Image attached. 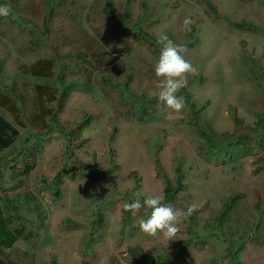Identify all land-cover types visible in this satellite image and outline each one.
I'll list each match as a JSON object with an SVG mask.
<instances>
[{
	"label": "rangeland",
	"instance_id": "374dc122",
	"mask_svg": "<svg viewBox=\"0 0 264 264\" xmlns=\"http://www.w3.org/2000/svg\"><path fill=\"white\" fill-rule=\"evenodd\" d=\"M104 1H68L66 11L57 6L51 23L55 29L48 36L50 47L34 48L29 27L0 18V83L26 98L25 113L19 111L23 125L0 106V113L19 130L14 146L0 155V207L11 226L22 230L8 254L17 264H50L52 258L55 264H135L127 252L128 246H135L149 258L167 257L173 264H236L228 255L229 243L211 235L216 228L210 224L226 200L240 195L227 212L224 231L229 237L243 235L236 240L242 264H264V241L255 239L264 235V142L232 147L228 153L198 152L201 139L188 124L192 110L184 107L174 112L157 98L153 69L160 51H152L131 32L122 39L115 37L100 14ZM110 1L121 15L125 0ZM208 1L220 18L209 15L203 0H129L130 20L135 22L143 15V28L155 38L164 34L180 42L188 32L183 29L184 19L193 21L197 40L182 55L194 68L191 74L203 79L187 81L186 91L194 109L203 106L199 124L218 132L231 131L232 108L247 125L262 110L264 77L260 87L255 85L241 54L264 60V0ZM19 9L41 29L44 0H19ZM222 16L254 23L260 29H236ZM81 30L83 37L95 36L97 45L85 50L84 59L90 60L87 55L92 53L102 55L96 67L74 57L75 52L83 51L78 40ZM55 48L71 57L62 56L59 65L54 63L50 78L20 71V66L37 59H54ZM58 75L68 93L57 125L75 129L69 158H65L62 134L54 132L42 139L32 120L37 111L32 102L35 85L60 89ZM101 76L110 84L126 82L136 96L154 98L143 99L144 116H138L140 111L132 102L122 103L119 91L102 83ZM85 116L90 121L78 130L77 124ZM111 158L117 164L111 175L114 186L97 183L87 175L84 165L96 164L105 170ZM156 158L170 178L181 163L186 186L168 205L185 211L194 208L203 241L188 239L187 216L180 219L175 240L167 242L162 235L149 236L139 229L138 222L147 216L148 208H141L135 216L125 214L124 205L136 198L163 196ZM26 164L33 166L27 173ZM57 173L59 196L50 184ZM182 246L185 250L178 258Z\"/></svg>",
	"mask_w": 264,
	"mask_h": 264
},
{
	"label": "trees",
	"instance_id": "16d2710c",
	"mask_svg": "<svg viewBox=\"0 0 264 264\" xmlns=\"http://www.w3.org/2000/svg\"><path fill=\"white\" fill-rule=\"evenodd\" d=\"M72 0H44L45 9L44 14L42 16L41 21V29L36 28V25L32 23V21L26 19L19 12V0H0V5H7L10 9V14L7 17H0L1 19H5L12 23H17L19 26H27L30 28L31 39L30 44L37 48L39 46H48L49 44V34L54 31V27H52L51 23L53 18L56 16V7L63 6V10L66 11L69 2ZM205 2L206 8L208 10L209 15L213 18H220L216 8L208 1L203 0ZM145 6V3H144ZM68 12V11H67ZM63 15L64 12L60 11ZM121 15L114 8L113 2L110 0H105L103 4V9L100 11V14L104 16L107 24L110 26V32L114 34L118 39L124 38L127 33L131 32L133 34L134 39H140L144 43H146L152 51L159 52L161 50V46L157 43V38H155L150 32L145 30L142 26V22L145 19L143 15H140L138 20L132 22L130 20L129 14V0H125L123 5ZM72 17V15H71ZM230 25L240 30H248V31H257L260 29L259 26L254 23L247 21H232L227 16H222ZM73 18V17H72ZM196 28L193 24L190 26V30L186 34V38L183 42L173 41L176 44H182L185 47L192 46L197 37L195 35ZM82 30L79 32L78 40L81 42V46L83 51H77L74 57L78 60H83L88 65L92 67H96L98 64V59H102V55L90 54V60L84 59L86 55L84 52L89 48V46L93 47L97 45L95 42V36L91 34V38L83 37ZM97 40H99L97 38ZM62 41V40H61ZM63 42V41H62ZM55 58H42L37 59L35 62L29 65L20 66V71L23 74L31 75V76H39L44 78H50L53 75L54 63L59 65V61L62 56L71 57V54H59L57 48L54 49ZM100 61V60H99ZM241 61L247 67V71L250 75V78L254 81L255 85L260 87L262 84V79L264 77V60L254 57L251 53H242ZM58 71V70H57ZM60 72V71H58ZM58 80L61 82L60 89L55 90L52 87L44 86V85H35L34 87V96L32 97V102L34 104V108H37L35 114H32V120L38 124L37 127L39 137H44L48 134H53L54 132H60L65 139V158H69L71 156V147L73 146V135L75 129L72 127L62 128L57 125L58 123V114L62 110V105L67 97L68 88L67 84H63L61 75H58ZM202 77L198 74H188V81H202ZM102 83L115 87L119 91V99L122 103L132 102L131 105L135 110L140 111L138 116H144L147 112V107L144 105V100L147 99L144 96H136L128 89V85L126 82H117L116 84H110L105 76H101ZM177 95H181L183 97V101L185 107L189 108L193 112V117L188 121V124L192 126V128L198 133L201 142L198 146V152H204L208 154H216V153H228L229 149L232 147L254 143L256 145H261L264 142V98L262 103V110L259 111L255 120L252 124L247 125L244 123L243 119L238 117L234 112V108L231 109L232 120H233V129L231 131H216L211 128L209 125L200 123L199 124V115L203 110V106L197 107L194 109L195 105L190 100V96L186 91V87L182 88ZM29 97V96H28ZM27 97V98H28ZM139 99V100H138ZM140 99H144L140 104L135 105L134 103H139ZM26 98L25 95L16 94L12 89L5 88L1 86L0 83V106L6 107V109L10 110L14 116L15 120L19 125H23V120L19 119V111L21 115L25 113V108L23 106ZM149 101L154 100V98L147 99ZM21 103V104H20ZM89 117L85 116L79 123L77 124V129L81 130L89 123ZM44 129V132H40V129ZM19 130L10 120H8L2 113H0V155L4 153L5 150L11 149L14 146L16 139L18 138ZM113 139V135H111L110 140ZM3 160V159H0ZM156 165L155 170L157 176L160 177L163 184V203L168 204L175 199V196L181 192L186 184L184 183V174L183 169L181 167V163L179 162L175 166V175L173 178H170L164 172V169L159 162L158 158L155 159ZM224 162V161H223ZM87 169V175L90 176L97 183L104 184L108 183L114 186V181L111 179V175L115 171L117 164H115L113 158L109 161V167L105 170H102L94 165H84ZM33 168L32 165H25L24 172L27 173ZM60 173H57L54 178L51 180V188L53 189L54 195L59 196V184H60ZM135 190L137 189L134 188ZM240 197L234 196L226 200L224 205H222V209L214 217V220L210 225L211 228H216L211 230V235L218 237L223 240V242H228V255L231 258L232 262L236 264H242L238 259L237 248H236V240H240L243 238L242 234H238L236 238L229 237L228 234L224 231L227 227V220L229 217L227 216V212L233 209L237 204V198ZM0 199H3L0 197ZM137 199V198H136ZM143 201V198H138ZM151 210L147 216L150 214ZM127 214V211H125ZM147 216L145 218H147ZM187 224H186V233L188 239H194L196 241H203L204 236L197 230L196 225V215L192 211L190 215L187 216ZM71 222L66 221V224L69 225ZM209 227V224H208ZM218 227V228H217ZM22 230L12 227L10 219L5 215L3 209L0 207V264H17L16 260L8 254L5 249L11 248L18 237L20 236ZM209 236V235H208ZM250 238V237H249ZM256 240L264 241V235L261 237H255ZM184 246H182L177 251V257L180 258L184 253ZM127 252L130 255L132 261L135 264H173V260L167 257L157 256L155 258H149L145 255L143 251L135 246H128ZM50 264H55L54 258L50 260Z\"/></svg>",
	"mask_w": 264,
	"mask_h": 264
},
{
	"label": "clouds",
	"instance_id": "9594fccd",
	"mask_svg": "<svg viewBox=\"0 0 264 264\" xmlns=\"http://www.w3.org/2000/svg\"><path fill=\"white\" fill-rule=\"evenodd\" d=\"M9 14L10 9L7 5H0V17H7ZM192 23L193 21L190 18H185L183 29L189 31ZM157 43L161 46L158 60L153 69L157 77V87L159 88L157 98L168 108L179 113L184 109L185 104L182 97L177 94L182 88L186 87L188 74L192 73L194 68L182 55L185 51L184 45L174 43L164 34L159 36ZM1 86L12 89L10 86ZM162 201L161 195L148 196L143 201L134 199L132 202L124 205V210L135 216L141 208L150 209L151 212L147 218L139 220V229L149 236L162 235L168 242L175 240L176 234L179 231L178 224L180 219L190 215L194 208L189 206L185 211L174 208ZM9 249H5V251L8 253Z\"/></svg>",
	"mask_w": 264,
	"mask_h": 264
}]
</instances>
